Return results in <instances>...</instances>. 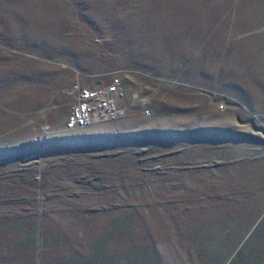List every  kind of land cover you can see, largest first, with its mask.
I'll use <instances>...</instances> for the list:
<instances>
[{
    "label": "rangeland",
    "instance_id": "374dc122",
    "mask_svg": "<svg viewBox=\"0 0 264 264\" xmlns=\"http://www.w3.org/2000/svg\"><path fill=\"white\" fill-rule=\"evenodd\" d=\"M119 70L125 114L64 130ZM3 200L47 264H264V0H0Z\"/></svg>",
    "mask_w": 264,
    "mask_h": 264
},
{
    "label": "crops",
    "instance_id": "0c3cea01",
    "mask_svg": "<svg viewBox=\"0 0 264 264\" xmlns=\"http://www.w3.org/2000/svg\"><path fill=\"white\" fill-rule=\"evenodd\" d=\"M2 203L6 208L0 214V264H47V230L41 225L39 213L33 210V202L27 201V208L22 205L19 209L12 208L13 203L6 200ZM41 238L43 248L39 245ZM60 257L51 260L58 263Z\"/></svg>",
    "mask_w": 264,
    "mask_h": 264
},
{
    "label": "built area",
    "instance_id": "2783aa9c",
    "mask_svg": "<svg viewBox=\"0 0 264 264\" xmlns=\"http://www.w3.org/2000/svg\"><path fill=\"white\" fill-rule=\"evenodd\" d=\"M122 72L134 73L127 70L114 71L110 74L109 83L93 82L89 87H83L76 80L68 89L74 102L64 123V130H84L122 117L127 110L120 75ZM148 113L145 111V114Z\"/></svg>",
    "mask_w": 264,
    "mask_h": 264
},
{
    "label": "water",
    "instance_id": "95a60500",
    "mask_svg": "<svg viewBox=\"0 0 264 264\" xmlns=\"http://www.w3.org/2000/svg\"><path fill=\"white\" fill-rule=\"evenodd\" d=\"M36 159V158H35Z\"/></svg>",
    "mask_w": 264,
    "mask_h": 264
}]
</instances>
